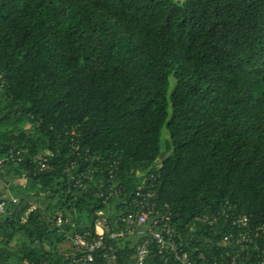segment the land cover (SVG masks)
<instances>
[{
    "label": "trees",
    "instance_id": "trees-1",
    "mask_svg": "<svg viewBox=\"0 0 264 264\" xmlns=\"http://www.w3.org/2000/svg\"><path fill=\"white\" fill-rule=\"evenodd\" d=\"M149 183L199 264L233 251L204 214L264 223V0H0V264H67L66 235L100 209L117 230Z\"/></svg>",
    "mask_w": 264,
    "mask_h": 264
},
{
    "label": "built area",
    "instance_id": "built-area-1",
    "mask_svg": "<svg viewBox=\"0 0 264 264\" xmlns=\"http://www.w3.org/2000/svg\"><path fill=\"white\" fill-rule=\"evenodd\" d=\"M48 157L41 159V166L44 167ZM73 166V163H72ZM78 176H72V178ZM108 177L114 178L112 167L109 166ZM75 184H81L80 179ZM120 187L108 184L101 192L105 199L119 197ZM155 190L152 183L148 184L145 190H137L131 198L129 205L132 210L127 212L118 211L115 222H121L122 226L117 230L111 229L109 221L103 210L95 211L94 237L90 232L74 233L66 235L70 243L72 254L67 256V264H92L96 254L102 250L103 264H118L115 253V245L126 243L134 247V253L130 264H142L150 253L149 247L154 244L158 247L159 253H168L180 264H199L183 248L184 239L179 237L175 228L170 223V213L162 210L153 200ZM9 200L16 204L19 199L10 195ZM6 201L0 202V214L5 211ZM230 205L227 202L221 205L214 214H204L203 218L210 225L219 219L223 224L230 225L220 240L221 244L232 246V253L227 264H264V223L256 226L251 225L249 217L245 214L234 215L227 212ZM65 220L60 214L52 217L51 223L58 231H62L61 225ZM253 251V252H252ZM212 264H218L214 261Z\"/></svg>",
    "mask_w": 264,
    "mask_h": 264
},
{
    "label": "rangeland",
    "instance_id": "rangeland-1",
    "mask_svg": "<svg viewBox=\"0 0 264 264\" xmlns=\"http://www.w3.org/2000/svg\"><path fill=\"white\" fill-rule=\"evenodd\" d=\"M170 84H172V81L170 82ZM163 134H165L166 135V132H165V130H163ZM24 182H25V179L24 178H20V179H18V183H20V184H24ZM1 185V184H0ZM10 192H8L7 190H6V194H4L3 196L4 197H8L9 198V196H10ZM0 195H2V193H0ZM62 247H63V249L64 248H66V247H70V243L67 241V242H65V243H63V245H62Z\"/></svg>",
    "mask_w": 264,
    "mask_h": 264
}]
</instances>
